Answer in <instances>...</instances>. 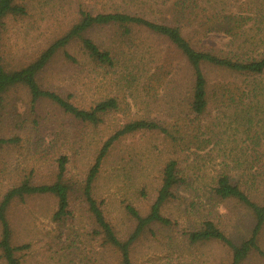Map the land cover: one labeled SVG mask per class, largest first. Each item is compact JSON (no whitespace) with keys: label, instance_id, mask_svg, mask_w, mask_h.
<instances>
[{"label":"rangeland","instance_id":"obj_1","mask_svg":"<svg viewBox=\"0 0 264 264\" xmlns=\"http://www.w3.org/2000/svg\"><path fill=\"white\" fill-rule=\"evenodd\" d=\"M143 1L135 0L131 7L143 9L153 19L167 15L168 8L160 0ZM22 3L26 14L6 18L2 30L1 55L8 68L25 63L61 36L78 19L81 6L91 12L130 7L126 0ZM119 33L115 27L87 32L98 45L112 49L113 66L95 62L76 41L67 48L76 61L60 51L38 76L44 89L70 95L79 107L89 108L114 97L118 108L104 114L101 123L77 120L47 98L32 108L30 94L23 86L15 87L6 97L0 136H15L19 141L0 148V200L25 177L35 184L54 181L63 155L67 157L66 178L75 186L70 197L71 215L64 221L53 220L57 200L51 195L27 196L12 204L8 217L13 242L30 245L18 253L24 264H120L118 252L94 236L97 225L81 192L88 170L102 143L123 124L141 118L173 123L172 117L188 113L183 102L180 54L164 39L141 28L134 29L131 51L122 52ZM232 38L223 32L201 31L193 36V42L197 48L226 53ZM137 60L149 69L147 74H132ZM157 66L161 73L152 74ZM206 74L212 96L214 87L222 83L244 88L247 82L242 76L211 67H206ZM260 78L264 83V76ZM232 89L233 94L227 97L217 92L205 114L190 123L187 140L174 142L160 131H140L119 139L104 159L94 182V195L103 202L106 217L122 239L136 225L127 206L132 205L142 215L149 212L170 159H178L186 177V183L175 188V197L162 210L172 225L154 223L145 230L132 248L134 264H229L230 253L222 244L188 243L186 231L207 217L221 224L236 242L248 235L251 219L244 208L233 200L218 199L211 190L215 177L224 172L241 183V179H249L245 162L256 156L260 161H254L251 171H264V97L257 106L248 93ZM261 192L252 190L251 195L264 201ZM0 264H7L1 256ZM243 264H264V259L254 254Z\"/></svg>","mask_w":264,"mask_h":264},{"label":"trees","instance_id":"obj_2","mask_svg":"<svg viewBox=\"0 0 264 264\" xmlns=\"http://www.w3.org/2000/svg\"><path fill=\"white\" fill-rule=\"evenodd\" d=\"M134 1L126 0L130 6L127 9L113 8L96 12L81 6L78 19L61 36L36 52L25 63L8 68L1 55L5 19L25 15L26 6L22 0H0V120L8 93L18 86L28 90L32 108L38 101L47 98L61 107L64 112L88 124L101 123L104 114L117 109L118 102L114 97L99 100L89 108L79 107L71 101L70 95L62 96L55 91L44 89L38 80L39 74L58 52L62 51L67 59L76 61L67 50L68 46L76 41L80 42L83 50L95 62L113 66L115 57L112 49L101 47L87 35V32L96 27L118 29L119 45L123 46L122 52H126L128 48L129 52L131 51L134 45V29L141 28L164 39L169 48L172 47L182 57L181 70L184 77L181 87L185 92L183 102L187 106L188 113L185 116L172 117L173 123L141 118L123 124L102 143L81 187L84 202L97 225L93 230L94 236L99 237L104 245L118 252L120 264H134L132 248L151 224L172 225V220L165 216L162 210L164 205L175 197V188L186 183V177L178 159H170L163 169L162 183L149 212L142 215L132 205L127 206L128 212L136 220V225L127 238L122 239L116 234L104 213L103 202L96 199L93 190L101 165L112 146L122 137L140 131H160L174 142L187 140L188 132L191 130L190 123H194L205 114L212 98L216 100L217 92L227 97L230 93L233 94L232 87L243 94L248 93L251 97L250 101L257 102V106L260 105V97H264V83L258 80L264 76V0H160V4L168 8L167 15L161 17V20L148 17L143 9L131 7L135 4ZM201 31L204 34L223 32L232 36L230 51L223 53L197 48L193 36ZM206 67L242 76L247 82L244 88L222 83L214 87L215 95L212 96ZM160 68L157 66L152 74H160ZM131 69L135 77L149 72L140 60L134 62ZM18 141V137L15 136H0V148ZM255 160L260 161L259 156L245 162L246 169L250 172L249 179H241L242 183L239 180L234 181L227 172H224L218 174L211 185L212 193L218 199L237 202L250 216L251 227L246 238L236 242L225 232L221 224L207 217L186 231L189 245L220 243L230 253L229 264H243L254 254L264 259L262 245L264 201H258L251 195L252 190L256 189L264 192V171L263 169L251 171L255 166ZM66 164L67 157L63 155L59 158L58 172L54 181L35 184L25 177L18 185L8 189L0 200V256L7 264H24L18 253L30 248L28 243L13 242V229L8 211L15 200H24L25 197L32 195H51L57 200V209L52 215L53 220L64 221L71 215L70 197L75 186L66 178Z\"/></svg>","mask_w":264,"mask_h":264}]
</instances>
